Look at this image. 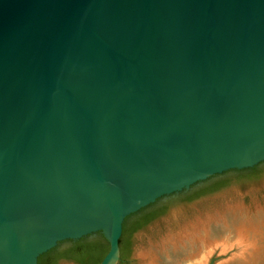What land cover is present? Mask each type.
Wrapping results in <instances>:
<instances>
[{
	"label": "water",
	"instance_id": "1",
	"mask_svg": "<svg viewBox=\"0 0 264 264\" xmlns=\"http://www.w3.org/2000/svg\"><path fill=\"white\" fill-rule=\"evenodd\" d=\"M257 166L264 0H0V264Z\"/></svg>",
	"mask_w": 264,
	"mask_h": 264
},
{
	"label": "rangeland",
	"instance_id": "2",
	"mask_svg": "<svg viewBox=\"0 0 264 264\" xmlns=\"http://www.w3.org/2000/svg\"><path fill=\"white\" fill-rule=\"evenodd\" d=\"M259 170L251 179L253 171L211 181L154 208L163 212L133 236L129 264H264V166Z\"/></svg>",
	"mask_w": 264,
	"mask_h": 264
},
{
	"label": "trees",
	"instance_id": "3",
	"mask_svg": "<svg viewBox=\"0 0 264 264\" xmlns=\"http://www.w3.org/2000/svg\"><path fill=\"white\" fill-rule=\"evenodd\" d=\"M245 171H253L248 176H260L263 174L258 166ZM154 206V205H153ZM151 206V207H153ZM151 207L141 210L140 212L128 217L124 224L123 235L120 240V260L118 264H129L132 251V238L141 229L156 220L163 212V209H154L148 211ZM130 219H133L129 224ZM71 246L67 249H61V245L50 250L39 258L38 264H60L61 262H71L74 264H101L110 250L108 242L89 241L83 238L79 241H69Z\"/></svg>",
	"mask_w": 264,
	"mask_h": 264
},
{
	"label": "flooded vegetation",
	"instance_id": "4",
	"mask_svg": "<svg viewBox=\"0 0 264 264\" xmlns=\"http://www.w3.org/2000/svg\"><path fill=\"white\" fill-rule=\"evenodd\" d=\"M70 242L68 241V242H64V243H61L60 245H61V247L64 245V244H69Z\"/></svg>",
	"mask_w": 264,
	"mask_h": 264
}]
</instances>
